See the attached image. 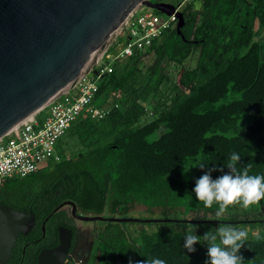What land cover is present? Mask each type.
<instances>
[{
	"label": "trees",
	"instance_id": "obj_1",
	"mask_svg": "<svg viewBox=\"0 0 264 264\" xmlns=\"http://www.w3.org/2000/svg\"><path fill=\"white\" fill-rule=\"evenodd\" d=\"M181 2V33L177 25L170 27L98 79L94 105L106 109V115L82 113L58 143L61 161L9 178L0 188V203L33 212L40 223L49 217L47 235L55 231L58 217L71 226L67 214H49L64 201L93 215L128 212L142 204L159 208L166 217L180 210L187 218L182 220L199 221H140L136 230L126 228L129 222L108 221L88 264L156 258L166 264H206L208 242H197L194 252L184 247L187 225L202 237L222 224L264 223L261 211L254 212L264 199L247 209L230 205L217 219L219 205L206 208L193 192L196 180L210 170L213 179L229 172L226 163L233 153L240 156L238 170L251 165L249 175H264V0ZM125 44L113 43L108 52L116 54ZM194 55L195 63L188 65ZM230 93L235 98L222 103ZM246 113H253L254 120L242 126ZM147 224H157L156 229ZM199 224L208 229L201 231ZM37 231L34 238L43 234L41 227ZM19 246L6 264H20L25 244ZM30 248L26 261L32 257L29 264H37L41 249ZM238 255L243 264H264V234L248 237Z\"/></svg>",
	"mask_w": 264,
	"mask_h": 264
},
{
	"label": "water",
	"instance_id": "obj_2",
	"mask_svg": "<svg viewBox=\"0 0 264 264\" xmlns=\"http://www.w3.org/2000/svg\"><path fill=\"white\" fill-rule=\"evenodd\" d=\"M141 7L167 15L176 10L173 3L153 0H0V138L71 89L118 41ZM177 14L181 33L185 18L181 11ZM70 204L76 213V204ZM76 216L120 223L159 220ZM35 222L33 212L0 203V264L10 260L17 238ZM59 236L56 246L41 250L37 264L65 263L73 230L60 226Z\"/></svg>",
	"mask_w": 264,
	"mask_h": 264
},
{
	"label": "built area",
	"instance_id": "obj_3",
	"mask_svg": "<svg viewBox=\"0 0 264 264\" xmlns=\"http://www.w3.org/2000/svg\"><path fill=\"white\" fill-rule=\"evenodd\" d=\"M183 4L176 5L175 12L170 15L141 7L124 26L122 33H127V43L116 54L107 52L71 89L0 138V188L9 178L25 177L48 161L62 160L58 143L71 124L82 113L92 118H103L107 113L106 109L94 105L98 79L112 72L118 59L146 49L167 29L176 26L177 12L182 10ZM64 264L81 262L69 256Z\"/></svg>",
	"mask_w": 264,
	"mask_h": 264
},
{
	"label": "clouds",
	"instance_id": "obj_4",
	"mask_svg": "<svg viewBox=\"0 0 264 264\" xmlns=\"http://www.w3.org/2000/svg\"><path fill=\"white\" fill-rule=\"evenodd\" d=\"M240 156L233 153L226 167L230 170L227 173L213 179L210 171L203 174L196 180L193 192L197 200L203 202L206 208H211L214 203L219 205L216 217L219 219L230 205L241 204L244 209L251 205L259 204L264 199V175H249L251 165H247L243 171L238 170L237 163ZM200 168H205L206 164L202 161ZM190 168L185 167V171ZM215 170V169H212ZM221 171H223L221 169ZM248 238V232L232 226H220L215 234L206 232L202 237L195 234V227H190L185 234L184 247L189 252H194V245L197 242L207 243L206 264H243L244 258L238 255L241 247ZM219 239V243H217ZM257 239L259 236L257 235ZM129 264H134L129 260ZM135 264H166L162 259H151L136 261Z\"/></svg>",
	"mask_w": 264,
	"mask_h": 264
},
{
	"label": "flooded vegetation",
	"instance_id": "obj_5",
	"mask_svg": "<svg viewBox=\"0 0 264 264\" xmlns=\"http://www.w3.org/2000/svg\"><path fill=\"white\" fill-rule=\"evenodd\" d=\"M70 202L71 201L62 202L60 205L62 204L63 205L58 210H54V212L49 213V214H67L69 219H71V222H69L71 226L61 224L62 219L58 217L54 221L55 231L47 235L46 224H47V221L49 220V217H48L47 220L45 219L41 223L36 221L34 227L28 234H24L25 236L22 238L21 236L17 238L16 245L14 248L20 249L21 246H19V244H22V243L25 244L22 250L23 259L21 260L20 264H29L32 262V257H28L26 261V255H27L26 249L28 247L31 246L33 250H37L38 248L43 250L45 248L56 246L59 243V238H60L59 227L60 226H66L73 230V241H72V247L70 250V257L80 261L81 264L89 263V261L91 260L93 256V251H94L93 249L95 246V241L97 240L98 233L95 234L94 238L92 239L90 238L91 230L89 227L84 226V224L92 222V221L81 220L76 216V214L88 215L89 213H86L81 208H78L77 205H76L77 210L75 213L73 211V207L70 204ZM60 205H58V207ZM44 223H45V232H44ZM39 227H41L43 234L41 237L34 238L38 233L37 229H39ZM32 238L34 239L30 241V239Z\"/></svg>",
	"mask_w": 264,
	"mask_h": 264
},
{
	"label": "rangeland",
	"instance_id": "obj_6",
	"mask_svg": "<svg viewBox=\"0 0 264 264\" xmlns=\"http://www.w3.org/2000/svg\"><path fill=\"white\" fill-rule=\"evenodd\" d=\"M163 2H168V3H173L175 5L178 4V0H162ZM149 10L153 11L154 9L148 8ZM127 35H121L118 39V41L116 42L117 44L121 43L122 45L126 43L127 41ZM260 41L264 42V32L262 34V38L260 39ZM148 59V58H147ZM196 61V55H194L189 61H188V65L190 64H194ZM167 87V86H166ZM235 98V94L230 93L224 100H222V103H227L230 102L231 100H233ZM254 120V114L253 113H246L245 115H243V117L240 119V125L244 126V125H248L250 123H252ZM43 165H46V163H44ZM240 207H242L240 205ZM261 211V213H258L259 215H261L262 217H264V206L261 204L259 207H256L255 211ZM234 212V214H238L239 210H233L232 213ZM254 212H252V214H254ZM257 214V212H255ZM184 213L179 211H175L173 213L170 214L171 217H166L167 215H165L161 210H159V208H147L144 205H138L135 204V206H133L128 212H117V213H111L109 211H105V213L103 214V216L105 217H113V216H117V217H131V218H139V219H159V220H163L166 218L169 219H178V220H182V219H187V218H183ZM90 215V214H88ZM107 222L108 221H102V220H97V221H92L89 223L84 224V226L89 227L91 230V236L90 238H94L95 234L101 232L106 226H107ZM137 222H129L127 223L126 228L133 230L134 228L138 229L139 226L137 225ZM157 225V224H156ZM156 225L153 224H147L146 228L149 230H154L156 229ZM180 227L181 224H178ZM223 226H226L224 224H222ZM221 225V226H222ZM191 227V225H187L186 228ZM198 228L202 231L207 230L208 227L199 224ZM236 228L238 229H243L246 230L248 232V237L251 238H257V235L260 237L261 235L264 234V223H257L256 224H252V223H244V224H239L238 226H236Z\"/></svg>",
	"mask_w": 264,
	"mask_h": 264
},
{
	"label": "crops",
	"instance_id": "obj_7",
	"mask_svg": "<svg viewBox=\"0 0 264 264\" xmlns=\"http://www.w3.org/2000/svg\"><path fill=\"white\" fill-rule=\"evenodd\" d=\"M139 229V228H138ZM133 230H136V228H134ZM88 264V263H87Z\"/></svg>",
	"mask_w": 264,
	"mask_h": 264
}]
</instances>
